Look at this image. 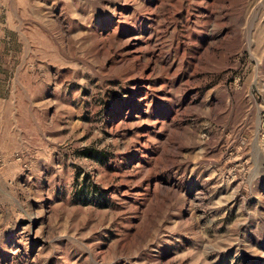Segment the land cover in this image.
Returning <instances> with one entry per match:
<instances>
[{"label": "rangeland", "instance_id": "rangeland-1", "mask_svg": "<svg viewBox=\"0 0 264 264\" xmlns=\"http://www.w3.org/2000/svg\"><path fill=\"white\" fill-rule=\"evenodd\" d=\"M0 264H264V0H0Z\"/></svg>", "mask_w": 264, "mask_h": 264}]
</instances>
